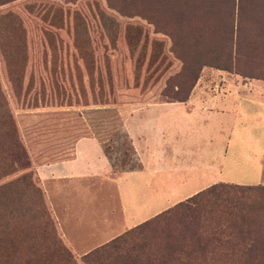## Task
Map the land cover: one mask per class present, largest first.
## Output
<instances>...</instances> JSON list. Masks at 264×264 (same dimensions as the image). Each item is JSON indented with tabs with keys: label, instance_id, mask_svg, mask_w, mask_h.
<instances>
[{
	"label": "rangeland",
	"instance_id": "rangeland-1",
	"mask_svg": "<svg viewBox=\"0 0 264 264\" xmlns=\"http://www.w3.org/2000/svg\"><path fill=\"white\" fill-rule=\"evenodd\" d=\"M120 1L114 0L122 7ZM126 3L123 12L106 0H17L0 7V264H84L55 225L39 172L73 157L75 144L83 139L102 146L114 172L141 170L126 125L138 111L147 110L152 117L148 133L165 131L173 156L155 164L164 165L166 172L155 174L148 184L151 193L145 195L142 188L147 182L135 191L126 188L124 197L113 189L112 196L100 200L104 210L140 219L213 185L224 173L221 167L196 163H211L218 155L194 157L200 117L196 123L187 118L184 106L169 102L185 82L177 77L182 63L172 52L170 37L151 18L159 15L166 29L175 28L177 1ZM231 75L203 67L195 84L199 87L192 91L202 99L224 98L231 93ZM183 86L185 91L188 85ZM4 111L11 115L8 120ZM211 135L219 150L226 135ZM209 141L201 142L202 151L210 152ZM103 219L96 226L101 232L110 226ZM88 227L87 235L95 236L97 231ZM83 229L74 225L76 240L82 239Z\"/></svg>",
	"mask_w": 264,
	"mask_h": 264
},
{
	"label": "trees",
	"instance_id": "trees-1",
	"mask_svg": "<svg viewBox=\"0 0 264 264\" xmlns=\"http://www.w3.org/2000/svg\"><path fill=\"white\" fill-rule=\"evenodd\" d=\"M14 1L0 0V7ZM176 1L175 28L166 29L159 15L149 19L170 37L182 63L177 77L185 82L165 95L170 103L188 100L203 67L264 81V0ZM106 2L119 12L127 6V0L120 1L122 7ZM10 116L4 111L3 118ZM12 128L8 124L9 132ZM81 259L84 264H264V185L213 184Z\"/></svg>",
	"mask_w": 264,
	"mask_h": 264
},
{
	"label": "crops",
	"instance_id": "crops-1",
	"mask_svg": "<svg viewBox=\"0 0 264 264\" xmlns=\"http://www.w3.org/2000/svg\"><path fill=\"white\" fill-rule=\"evenodd\" d=\"M231 76L235 77L228 82L231 93L220 98L222 100L217 96L202 99L201 94L194 95V90L199 87L196 85L185 103H177L185 107V112H189L186 114L189 116L187 118H196L197 123V118L200 117L202 130L200 129L199 142L196 138L195 151L194 153L190 152L194 154V157L206 153L209 158L213 157L214 159L218 155L215 162L210 160V163L203 159L201 163L196 162L203 168L220 169L221 167L224 170L223 174L218 175L214 184L264 185V95L256 94L258 91H264V86L256 82L264 83V81L244 79L235 74ZM225 98L226 100H224ZM151 118L147 110L138 111L129 118L126 124L132 145L142 165L141 170L114 172L102 146L91 139H83L75 144L73 157L55 161L44 166L39 172L42 183L45 185L46 195L49 197L48 199L51 198L49 202L53 210L55 225L62 233L66 243L80 258L174 204L203 190L195 189L177 202L160 211H153L140 219L135 218V215L129 216L130 218L123 217L121 214L107 212L102 208L100 200L112 196L113 189L116 192L118 189L124 197L126 188L138 190L137 187L140 184L147 182L146 186L142 187L147 195L151 193L148 184L153 182L155 174L166 172L164 165L156 167L155 164L169 161L168 154L172 156L173 154L168 150L167 144L169 145V143L165 131L156 133V128H153L152 133L147 132ZM159 125L161 126L162 123L160 122ZM204 125L208 126L206 130L203 129ZM140 127L142 128L140 129ZM164 127L166 126L164 125ZM215 132L219 135H226V138L220 141L222 149L219 150L216 142L213 144L214 137L211 133L215 134ZM210 139L211 141H209ZM202 141H209L206 146L210 152H205L206 149L202 151ZM109 184L113 185L112 188ZM59 199L67 202L64 205L58 204ZM105 212L109 216H106ZM127 214L129 215L128 211ZM102 217H104L102 222H108L106 224L110 226L101 232L99 229L96 230V226L99 225V219ZM106 217H110V219ZM118 217L120 223L117 221ZM110 221L113 222L110 224ZM88 223L92 226V231H97L95 236L87 235L90 229ZM73 224L77 228L84 226L82 239L74 238Z\"/></svg>",
	"mask_w": 264,
	"mask_h": 264
}]
</instances>
